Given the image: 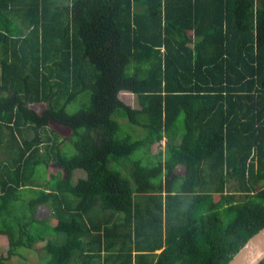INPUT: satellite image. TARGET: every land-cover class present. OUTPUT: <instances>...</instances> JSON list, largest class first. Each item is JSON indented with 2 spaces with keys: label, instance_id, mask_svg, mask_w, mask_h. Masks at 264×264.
<instances>
[{
  "label": "trees",
  "instance_id": "16d2710c",
  "mask_svg": "<svg viewBox=\"0 0 264 264\" xmlns=\"http://www.w3.org/2000/svg\"><path fill=\"white\" fill-rule=\"evenodd\" d=\"M3 146L5 260L228 264L264 228V0H0Z\"/></svg>",
  "mask_w": 264,
  "mask_h": 264
},
{
  "label": "rangeland",
  "instance_id": "374dc122",
  "mask_svg": "<svg viewBox=\"0 0 264 264\" xmlns=\"http://www.w3.org/2000/svg\"><path fill=\"white\" fill-rule=\"evenodd\" d=\"M121 100H123L126 104L132 106L133 108H138V102L137 97L134 94L131 93H121ZM31 108L35 110L37 113H41L45 109V104H34L31 105ZM78 107L75 105H72L69 107L70 112H75ZM115 119L119 120L120 124L122 125V128L125 130V132H128V121L125 118H122L121 116H117ZM166 145V140H164L161 144L156 143L152 147V153L158 154L160 151H163ZM10 148H7V146H3L0 148V158L3 161H6L10 154ZM65 151V150H64ZM63 151V152H64ZM67 152L69 154L74 153V148L72 147L70 150L67 149ZM135 158H145V151L139 150L134 154ZM144 163L146 164V161L144 160ZM115 168L122 171L123 175L127 177L128 179H131L130 171H131V164L128 161L125 162H119L118 165L114 164ZM49 172L53 171L55 174H57L59 171H57V166L52 165L48 168ZM180 170H177L180 174H183L185 171V168L180 167ZM47 170L45 165H41L38 168V171L40 174H44V172ZM59 241L63 240V237H60ZM45 243L40 242L37 244L34 248H25L21 247L18 248L17 253L18 255L11 258L10 260H5L4 258L8 257V251H9V241L5 235H0V264H46L48 261V256L43 253L41 255L42 247H44Z\"/></svg>",
  "mask_w": 264,
  "mask_h": 264
},
{
  "label": "water",
  "instance_id": "95a60500",
  "mask_svg": "<svg viewBox=\"0 0 264 264\" xmlns=\"http://www.w3.org/2000/svg\"><path fill=\"white\" fill-rule=\"evenodd\" d=\"M264 261V228L253 235L228 264H262Z\"/></svg>",
  "mask_w": 264,
  "mask_h": 264
},
{
  "label": "crops",
  "instance_id": "0c3cea01",
  "mask_svg": "<svg viewBox=\"0 0 264 264\" xmlns=\"http://www.w3.org/2000/svg\"><path fill=\"white\" fill-rule=\"evenodd\" d=\"M121 93L124 94V93H129V92L123 91ZM121 93H120V98H121ZM50 172H53V171H50ZM64 176H65V174H64ZM86 176H87V174L85 171H75L73 174V181L75 183L79 179L86 178ZM37 216L43 223L46 222L50 225H55L57 223V220L54 217V212L49 207L40 206L38 208V215Z\"/></svg>",
  "mask_w": 264,
  "mask_h": 264
}]
</instances>
